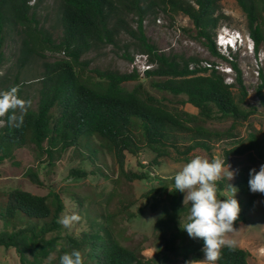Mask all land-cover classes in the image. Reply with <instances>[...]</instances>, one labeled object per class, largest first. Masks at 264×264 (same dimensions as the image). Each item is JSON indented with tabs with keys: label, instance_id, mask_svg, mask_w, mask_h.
<instances>
[{
	"label": "trees",
	"instance_id": "16d2710c",
	"mask_svg": "<svg viewBox=\"0 0 264 264\" xmlns=\"http://www.w3.org/2000/svg\"><path fill=\"white\" fill-rule=\"evenodd\" d=\"M236 1L246 15L248 31L257 49L264 47V0ZM30 2L0 0V71L7 63L4 46L13 29L27 35L22 41L21 65L25 66L35 55H44L45 49L64 50L71 60L43 62L42 71L35 77L40 84L37 107L31 106L30 101L23 114L16 111L17 117L22 115L18 127L9 123L11 113L0 117L4 121L0 126V162L13 159L15 151L25 146L34 145L49 157L55 151L62 153L70 148L76 158L93 167L90 170L72 167L70 178L107 176L97 163V149L91 144L97 138L103 149L113 153L119 177L133 182L148 175L126 168L128 154L138 158L147 148L159 160L169 156L172 148L189 161L188 155L193 150L201 148L211 153L213 141L235 137L232 130L210 129L206 126L208 121L232 120L233 127L259 110L255 105L247 106L248 90L239 62L230 61L216 49L214 33L219 22L228 18L220 11L218 0H60L64 36L59 43L39 27ZM156 10L172 17L182 14L190 18L196 37L204 41L212 55L232 64L236 83H226L225 75L215 68L210 71L197 68L196 58L160 51L144 27L145 19ZM132 15L137 18L136 27L129 21ZM122 32L134 39L132 46L136 51L146 54L148 61L155 64L156 67L146 72L150 86L175 97L176 102L165 96L159 98L148 90L136 71H86L88 64H82V55L102 44H117ZM130 47L125 44L124 56L133 60ZM192 64L196 68H191ZM155 77L161 79L156 81ZM129 81L138 83L128 89L124 84ZM24 84L18 77L11 83L7 77H0V92L15 87L19 95ZM263 91L264 71L257 86L264 108ZM185 103L193 105L197 114L182 109L180 105ZM237 143L225 150V162L229 156L251 149L264 157V135L260 138L250 132L246 142L237 140ZM232 186L246 196L248 204L254 200L246 178L234 184L226 180L217 182L218 190L233 192ZM148 193L160 196L151 208L160 210L155 230L164 250L182 257L186 263L201 259L203 240L189 238L179 226H183L188 215V209L183 207V193L175 192L174 184H162ZM64 210L59 193L42 196L20 188L11 189L5 203L0 204V247L15 249L21 264H49L50 254L57 258L51 264H58L59 256L73 249L81 251L85 264H149L137 247L125 246L115 231L116 218L123 211L134 215L128 207L117 214L101 213L95 220H87L90 231L65 237L61 236L64 227L57 223ZM249 257L250 253L241 247H223L216 263L250 264ZM166 258L163 254L153 264H166Z\"/></svg>",
	"mask_w": 264,
	"mask_h": 264
},
{
	"label": "rangeland",
	"instance_id": "374dc122",
	"mask_svg": "<svg viewBox=\"0 0 264 264\" xmlns=\"http://www.w3.org/2000/svg\"><path fill=\"white\" fill-rule=\"evenodd\" d=\"M218 2L220 11L228 18L219 22L214 36L222 26L248 33L246 15L237 1L218 0ZM30 4L34 8L32 13L34 12V18L39 22V27L48 32V37L52 41L59 43L64 36L60 0H31ZM136 20L137 18L133 15L129 17L133 27L137 26ZM144 27L146 35L158 46L160 51L167 54H183L186 57L196 58L197 62L206 60L217 64L227 63L226 60L216 58L209 53L204 41L196 37L191 19L185 15L179 14L172 17L156 10L145 19ZM25 38L27 35L18 29H13L7 37L4 46L7 63L0 71V77H7L9 83L14 81L15 77L24 81L25 86L17 95L27 102L31 101V106L36 108L39 101L40 84L35 77L42 71L43 62L46 60H71V57L64 50L45 49L44 55H35L29 59L25 66L21 65L19 57L22 41ZM119 39L117 44H102L84 53L81 62L83 65L88 64L86 71L91 72L93 69L117 70L121 73L135 71L134 58L141 53L132 46L134 39L129 34L122 32ZM125 44L131 46L129 53L133 60L124 56V52L127 51ZM234 59L241 66L247 86V106L255 105L259 110L247 121L233 127L232 120L208 121L206 126L210 129L232 130L235 137L213 141L211 153L197 148L188 155L189 160L195 155H202L209 159L219 157L224 160L225 150L235 147L238 144L237 140L246 142L250 132L256 133L260 138L264 135V108L261 106L257 93L259 80L254 74L253 59L250 56L244 57L243 54L235 55ZM224 74L226 77L229 75L233 77V72H224ZM141 77L139 81L143 82L147 89L156 96L159 98L165 96L171 102L177 101L175 97L152 88L150 79ZM160 79L155 77L156 81ZM137 83V81H129L124 86L132 89ZM179 99L185 98L180 97ZM180 107L193 114L198 112L190 103L182 104ZM3 124L4 121L1 120L0 126ZM91 144L97 149V163L100 164V168L107 176L98 174L89 175L83 179L70 178L69 173L72 167L93 169L90 164L76 158L70 148L62 153L55 151L53 157L41 153L34 145L16 150L13 159H5L0 162V204L5 203L7 193L13 188H20L42 196H48L53 192L59 193L65 204L64 215L76 213L84 217L82 219L80 217V220L74 222L70 228H63L61 234L63 237L67 234L78 235L82 231H90V224L87 220L93 221L101 213L117 214L124 207H128L129 212L134 215L131 216L127 214V211H123L116 218L115 231L125 246L137 247L149 264L158 262L163 254L167 256L164 261L166 264H206L203 256L198 261L186 263L182 257L164 250L155 230V222L160 210H153L151 206L154 200L160 196L148 192L162 184H173L175 173L188 162L182 159L183 155L178 154L172 148L169 156L159 160H156L155 154L147 148L139 153L138 158L128 154L126 168L139 173L145 172L148 175V178L128 182L119 177L113 153L103 149L97 138L92 139ZM227 163L236 172L231 180L227 178ZM261 164H264V157H261L256 149L248 150L243 154H233L225 162L224 173L218 181L226 180L228 183L234 184L242 177L249 179V170L254 167L258 170ZM231 194L232 192L227 189L218 190L217 188L218 198H224ZM253 194L254 200L248 204L246 196L236 193L241 211L234 222L233 231L226 233L225 238L235 241V246L250 253V264H264V194ZM0 264H21L16 250L0 247ZM215 264L217 263L215 262Z\"/></svg>",
	"mask_w": 264,
	"mask_h": 264
},
{
	"label": "clouds",
	"instance_id": "9594fccd",
	"mask_svg": "<svg viewBox=\"0 0 264 264\" xmlns=\"http://www.w3.org/2000/svg\"><path fill=\"white\" fill-rule=\"evenodd\" d=\"M17 91V88L13 87L0 92V117L11 113L9 123H15L18 127L22 122V115L17 117L15 113L19 110L23 114L28 102L18 97ZM224 170L225 161L221 158L209 159L195 155L173 177L175 192L184 194L183 207L188 209L186 222L182 227L179 226L189 238L203 240L201 251L206 264H215L223 247L231 249L235 246V241L226 239L225 234L233 231L234 222L241 208L236 198L238 188L235 186H232L234 191L230 196L218 198L217 182ZM235 174V170L227 163L228 180L233 179ZM248 187L252 193L264 194V164H261L258 170L255 167L249 170ZM79 220L80 216L72 213L61 215L57 223L64 228H70ZM55 259V255L50 254L49 264ZM58 264H85V261L81 251L73 249L70 252H63L59 256Z\"/></svg>",
	"mask_w": 264,
	"mask_h": 264
},
{
	"label": "built area",
	"instance_id": "2783aa9c",
	"mask_svg": "<svg viewBox=\"0 0 264 264\" xmlns=\"http://www.w3.org/2000/svg\"><path fill=\"white\" fill-rule=\"evenodd\" d=\"M214 41L218 53L226 57L230 61H235L236 59H234V57L235 55L238 54L239 55L243 54L244 57L250 56L253 59L255 65V69H254L255 77L257 78V80H259V83L261 82V72L264 71V47H260L259 49H257L256 42L249 32L243 33L238 29H232L227 26H222L214 36ZM207 50L212 55L208 47ZM134 65L136 66L135 71L139 74V76L140 77L144 76L145 78H146V72L156 67L155 64H152L148 61V56L144 53L137 54L135 56ZM194 65L196 64H192L191 68H194L195 67ZM196 67L197 68L204 67L210 70L215 68L218 71L222 72L223 74L224 72L225 73L233 72V77L230 75L226 77V75L224 74L225 82L230 85L235 83L236 74L232 64L229 63L228 61L226 64L223 63L217 64V63H213L212 61L208 62L206 60H200L196 65Z\"/></svg>",
	"mask_w": 264,
	"mask_h": 264
}]
</instances>
